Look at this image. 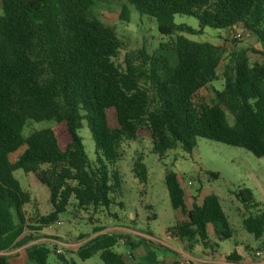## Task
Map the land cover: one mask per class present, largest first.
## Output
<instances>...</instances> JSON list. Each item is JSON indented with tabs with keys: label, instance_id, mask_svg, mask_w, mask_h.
Here are the masks:
<instances>
[{
	"label": "trees",
	"instance_id": "16d2710c",
	"mask_svg": "<svg viewBox=\"0 0 264 264\" xmlns=\"http://www.w3.org/2000/svg\"><path fill=\"white\" fill-rule=\"evenodd\" d=\"M99 1L0 0V252L25 246L23 257L32 264H49L51 249L43 242L27 245L37 237L25 231L24 207L35 199L15 177L17 169L33 174L48 188L52 210L38 218L47 226L67 211L72 199L81 210L124 208L119 200L123 179L116 168L124 141L149 138L152 152L163 157L178 146L191 153L203 137L264 157V60L251 63L245 49L225 57L219 44L178 34L200 30L174 21L181 14L197 18L200 28H241L264 47V0H126L141 15L156 18L159 32L168 39L151 54L140 49L127 55L124 65L115 58L128 43L92 12ZM129 15L125 4L121 19ZM224 57L223 88L215 91L216 102L197 106L194 96L218 79ZM221 105L234 116L233 123ZM30 120L54 124L25 134ZM84 122L95 142L93 162L78 134ZM22 147L12 161L10 155ZM134 174L147 182L142 158L135 161ZM210 176L217 178L219 173ZM165 181L172 207L181 211L167 229L170 236L189 243L201 240L206 247L212 231L219 241L233 238L216 194L187 209L177 174L168 172ZM234 194L248 212L244 228L262 238L261 203L249 188ZM133 238L98 233L77 254L82 260L99 254L103 264H129L115 250L122 241L132 250L143 244L152 248L136 264L156 263L154 252L159 248L171 255L166 264H186L180 254L148 237ZM57 257L68 262L63 254ZM240 258L235 249L227 257ZM22 260L20 255H0V264H24Z\"/></svg>",
	"mask_w": 264,
	"mask_h": 264
},
{
	"label": "rangeland",
	"instance_id": "374dc122",
	"mask_svg": "<svg viewBox=\"0 0 264 264\" xmlns=\"http://www.w3.org/2000/svg\"><path fill=\"white\" fill-rule=\"evenodd\" d=\"M125 4H128L130 15L128 20L121 19V12ZM92 12L102 21L113 25L118 34L127 41V47L120 50L115 62L124 65L125 58L129 54H136L140 49L151 54L161 42L168 39L158 30L156 18L146 14L141 15L134 5L126 0H101L97 2ZM174 21L177 24H185L200 30L191 34L186 31L178 32L194 41H207L219 44L225 51V57L232 50L245 49L248 51L251 63L264 60V47L254 35L243 32L227 31L206 26L200 28L197 18L189 15L176 14ZM245 33V34H243ZM225 57L218 68V79L201 88L194 96L197 106L202 103L211 105L216 102V90L223 88L222 71ZM227 113L230 123L234 122V116L221 105ZM52 121L35 122L28 121L24 132L29 134L35 129L51 126ZM82 139L84 150L93 162L97 159L95 142L91 132L84 122L78 130ZM24 147L10 155L15 161L22 153ZM121 159L117 162L123 183L122 196L119 200L124 202V208L112 206L109 209L100 207L94 210L92 207L81 210L77 208L72 199L66 212L59 215L58 219L63 224L50 225L39 223V216L51 212L48 188L39 182L31 173L22 169L14 171L15 177L22 187L28 190L35 201L24 207L27 233L36 235L32 243L43 242L49 245L51 253L49 264H103L96 254L86 260H82L78 254V248L98 233H125L132 234L134 241L141 237H148L158 244L165 245L168 242L174 249H182L181 256L186 264H264V254L258 255V251L264 252V236L256 239L247 232L243 225V219L248 215L244 205L237 199L234 192L240 188H249L254 198L261 203L264 210V157H257L249 150L225 144L219 141L199 137L197 144L191 153H187L178 146L168 150L163 157L152 152V140L139 138L137 140L124 141L120 148ZM142 158L148 171L146 183H141L134 174V163ZM175 172L181 187L185 191L186 208L190 209L192 203L202 204L208 194H216L221 206L228 216L233 229V238L218 240L213 231L210 245L206 247L201 240L189 243L183 239L168 238L167 229L174 226L181 216V211L174 209L170 202L169 191L165 176L168 172ZM211 172L219 173L217 178L210 176ZM252 211H254L252 209ZM32 227V228H31ZM101 227L97 232L96 228ZM35 228V229H33ZM147 233H152L148 235ZM216 242L218 245H216ZM62 248L63 255L68 260L62 262L55 252V248ZM24 247L12 250L7 254L20 255L24 264H32L24 258ZM240 255L239 261L228 260L227 257L233 250ZM115 250L123 253L129 264H136L152 250L150 246L141 245L132 250L122 241ZM156 263L166 264L171 256L168 252L155 250ZM133 255V256H132Z\"/></svg>",
	"mask_w": 264,
	"mask_h": 264
},
{
	"label": "crops",
	"instance_id": "0c3cea01",
	"mask_svg": "<svg viewBox=\"0 0 264 264\" xmlns=\"http://www.w3.org/2000/svg\"><path fill=\"white\" fill-rule=\"evenodd\" d=\"M236 31H237V32H240L239 29H236ZM243 34H245V33H243ZM169 238L171 239L172 237L169 235ZM173 239H178V238H177V237H173ZM165 243H166V244H165L164 246L167 247L168 249L177 252V253L180 254L181 256L184 255L182 249H174V248H173L168 242H165ZM9 252H10V251H9ZM7 253H8V252H0V255H2V254L10 255V254H7ZM169 258H171V256H170Z\"/></svg>",
	"mask_w": 264,
	"mask_h": 264
},
{
	"label": "built area",
	"instance_id": "2783aa9c",
	"mask_svg": "<svg viewBox=\"0 0 264 264\" xmlns=\"http://www.w3.org/2000/svg\"><path fill=\"white\" fill-rule=\"evenodd\" d=\"M54 223L57 224V225H61V224H63V221L58 219V220L54 221ZM168 238H169V235H168ZM55 252H56L57 254H63L64 250H63L62 248H58V247H56V248H55ZM257 254H258V255H263L264 252H263V251H258Z\"/></svg>",
	"mask_w": 264,
	"mask_h": 264
},
{
	"label": "water",
	"instance_id": "95a60500",
	"mask_svg": "<svg viewBox=\"0 0 264 264\" xmlns=\"http://www.w3.org/2000/svg\"><path fill=\"white\" fill-rule=\"evenodd\" d=\"M240 29V28H239Z\"/></svg>",
	"mask_w": 264,
	"mask_h": 264
}]
</instances>
